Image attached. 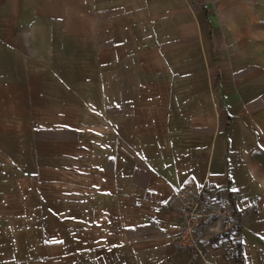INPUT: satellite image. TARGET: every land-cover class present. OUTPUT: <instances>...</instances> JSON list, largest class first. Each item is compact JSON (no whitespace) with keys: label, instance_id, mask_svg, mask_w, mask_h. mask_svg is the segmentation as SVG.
<instances>
[{"label":"crops","instance_id":"obj_1","mask_svg":"<svg viewBox=\"0 0 264 264\" xmlns=\"http://www.w3.org/2000/svg\"><path fill=\"white\" fill-rule=\"evenodd\" d=\"M184 186L216 192L187 251ZM238 227V229H237ZM264 264V0H0V264Z\"/></svg>","mask_w":264,"mask_h":264},{"label":"built area","instance_id":"obj_2","mask_svg":"<svg viewBox=\"0 0 264 264\" xmlns=\"http://www.w3.org/2000/svg\"><path fill=\"white\" fill-rule=\"evenodd\" d=\"M205 191L191 186L179 190V196L184 199L183 227L175 242L187 251L197 249V241L208 216L221 218L225 232L232 231L235 226L236 217L231 204L223 201L219 191L213 200L206 196Z\"/></svg>","mask_w":264,"mask_h":264},{"label":"trees","instance_id":"obj_3","mask_svg":"<svg viewBox=\"0 0 264 264\" xmlns=\"http://www.w3.org/2000/svg\"><path fill=\"white\" fill-rule=\"evenodd\" d=\"M237 229H238V227H237ZM233 257L235 258L237 264H241V252H240V246L239 245L236 246L235 252L233 253Z\"/></svg>","mask_w":264,"mask_h":264}]
</instances>
